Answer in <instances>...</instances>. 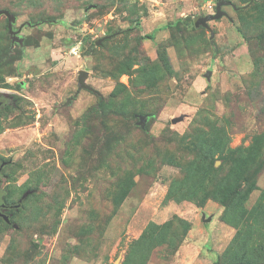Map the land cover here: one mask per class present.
I'll return each instance as SVG.
<instances>
[{
  "label": "rangeland",
  "instance_id": "obj_1",
  "mask_svg": "<svg viewBox=\"0 0 264 264\" xmlns=\"http://www.w3.org/2000/svg\"><path fill=\"white\" fill-rule=\"evenodd\" d=\"M218 1L0 0L22 27L13 44L0 15V92L17 101L0 109V189L18 203L12 224L0 221V264H126L148 225L167 221L168 242L145 264H213L228 247L237 230L214 193L233 183L236 159L238 182L256 183L247 208L264 203V0H224L237 8L208 23L212 43L195 20ZM129 54L141 61L130 72H105ZM146 66L158 78L142 84ZM81 70L91 90L79 89ZM114 92L135 117L102 114ZM223 130L245 151L217 157L208 183L186 178Z\"/></svg>",
  "mask_w": 264,
  "mask_h": 264
},
{
  "label": "trees",
  "instance_id": "obj_2",
  "mask_svg": "<svg viewBox=\"0 0 264 264\" xmlns=\"http://www.w3.org/2000/svg\"><path fill=\"white\" fill-rule=\"evenodd\" d=\"M5 9L9 10V8ZM10 12L13 13L11 10ZM40 15L41 14L35 16L41 17ZM47 18L50 19V21L51 19H53L52 16H48ZM136 53L138 55L139 52ZM138 56H133L129 54L125 60L121 61L117 65L116 68L112 70H106L105 72L109 73L112 77L116 79L118 77V73L122 74L124 72H130L133 64L141 62ZM141 69L142 71L140 70V73L141 79L143 80L141 81L142 84H144L145 82L153 83L158 78L155 69H152L147 66L142 67ZM124 96L120 97L119 93L117 94L116 92H114L112 95H110L108 101L99 104L97 107H100L99 109L102 114L110 112L116 116H121L124 118L135 117V110H129L131 100L126 96L124 98ZM228 141L229 140L226 137V133L224 132V130L222 131V136L220 138L215 133L210 146L205 147V149L200 152L199 161L193 163L191 166L189 165V172L187 173L186 178L194 179L199 182L203 179H207L208 183V176L216 171H219L221 168L214 167V162L217 157L227 158L223 155L225 152L230 153V155H237L245 151V149L240 147L236 149L228 148ZM250 155L252 156L253 152ZM242 160L236 159L234 162L235 166L232 167L229 172L232 175H235L233 183L224 186L219 185L215 189L214 196H219L221 204L225 207L221 217L222 220L228 223L229 225L235 227L237 231L228 247L223 251L222 254L217 257L216 260H214L213 264H261L262 262H264V240H258L256 242L253 238V234L255 231H264V203H258V205L253 206L251 209L247 208L246 202L251 192L256 189V183L252 176H244L242 182H238L240 176L237 174V172L242 170ZM259 166L263 168L264 162H262ZM261 168L257 167V169L254 170L257 171L258 174V172L261 171ZM193 195V191H188L187 195L182 196V198L186 199L189 196ZM170 196H173L172 190H170ZM210 196L211 195L208 193V198L206 199L211 198ZM206 199L204 197L199 204L202 205ZM169 224L170 221H167L161 225L156 223H150L148 227L142 232V234L131 245L129 252L130 255H128L127 257L128 260L126 264H132L135 255L139 256L140 259L142 258L145 264L153 248L168 242L167 240L162 238L168 231L170 227ZM156 227H158L159 230L157 242L152 247H144L147 242L151 241L149 238L152 237L153 231H156ZM189 228L190 227H188V230ZM154 238L155 237H153V239ZM183 239H185V237L178 240L176 244L178 245V248L184 241ZM253 250L255 251L252 252Z\"/></svg>",
  "mask_w": 264,
  "mask_h": 264
},
{
  "label": "water",
  "instance_id": "obj_3",
  "mask_svg": "<svg viewBox=\"0 0 264 264\" xmlns=\"http://www.w3.org/2000/svg\"><path fill=\"white\" fill-rule=\"evenodd\" d=\"M224 5H232L234 8H237L236 5L232 4L229 1L220 0V1H218L217 6H216V13L211 14V15H207V16L198 17L195 20L196 27H198L199 25H203L204 27L208 28L212 32L208 23L212 20L221 18L223 16H227V13L222 10V7ZM0 15H5L8 19V28H9L10 34L12 35L13 44L15 42L21 43L22 41L19 40L18 35L21 32L22 27L19 29H14V24L17 22V16L15 14L11 13L10 10H8V9H0ZM29 25H30V23H29ZM111 36L112 35H109L108 37H104V38L100 39L97 42V44L99 45L104 39L110 38ZM213 37H214V33L212 32V34H211L212 43H214ZM88 75H89L88 71H85V70L80 71L79 78H78L79 89H83V88H86L89 90L92 89V87L90 85H88L85 81L86 78L88 77ZM210 75H211V72L209 71V73H207V76L209 77ZM69 102H70V100L68 101V103ZM182 118L183 117L174 118L172 121L175 123V122L180 121ZM140 119H141V121L139 124L144 128L146 126L145 116L140 115Z\"/></svg>",
  "mask_w": 264,
  "mask_h": 264
},
{
  "label": "flooded vegetation",
  "instance_id": "obj_4",
  "mask_svg": "<svg viewBox=\"0 0 264 264\" xmlns=\"http://www.w3.org/2000/svg\"><path fill=\"white\" fill-rule=\"evenodd\" d=\"M16 104H17V101L13 95L9 93L0 92V109H2L3 107L7 105L16 106ZM30 193L31 191H27L23 195V198H26ZM17 206H18V203L8 204L5 201V196H4L2 189H0V221L6 222L7 224H12V215H13L12 209L16 208ZM14 226L16 227V225Z\"/></svg>",
  "mask_w": 264,
  "mask_h": 264
}]
</instances>
